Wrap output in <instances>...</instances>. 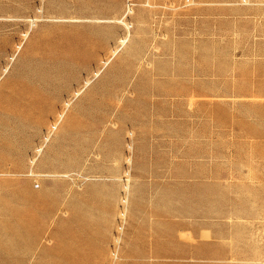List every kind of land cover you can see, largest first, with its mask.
I'll return each instance as SVG.
<instances>
[{"label":"rangeland","instance_id":"obj_1","mask_svg":"<svg viewBox=\"0 0 264 264\" xmlns=\"http://www.w3.org/2000/svg\"><path fill=\"white\" fill-rule=\"evenodd\" d=\"M263 43L264 0H0V264H147L150 233L160 264H264V169L198 135V93ZM162 169L174 215L149 221Z\"/></svg>","mask_w":264,"mask_h":264},{"label":"crops","instance_id":"obj_2","mask_svg":"<svg viewBox=\"0 0 264 264\" xmlns=\"http://www.w3.org/2000/svg\"><path fill=\"white\" fill-rule=\"evenodd\" d=\"M262 46V51L251 53V58L250 55L247 57L245 78L237 77L238 61L233 60L228 64L231 75L226 80L229 85L216 86L213 94L205 93V91L198 93V98L204 95L202 98L217 99L213 116L210 117L207 125L199 122L198 135L204 142L221 143L220 157L223 159V165L228 166L229 169H264V43ZM191 98L189 94L188 99ZM190 105H192L191 102ZM229 169L218 171L210 169V173L221 174L229 172ZM203 170L201 169V172L205 175ZM161 173L166 177L161 176L159 180L156 178L158 181L154 178L148 180L146 187L141 190L142 201L146 205L141 213L149 221H168L174 215V192L168 188V179L171 178L168 173L172 174V171L162 169ZM209 179L211 181L209 198L213 201L214 178H208V181ZM125 188L128 189V185ZM123 201L125 202L126 198H123ZM177 213L181 215V210L179 209ZM150 227L151 225L149 229ZM147 237L150 238L149 244L146 242L147 244L143 245L139 251L132 252L134 255L140 254L139 258L145 263L159 262L160 264L175 254L169 251L167 246L151 244L152 233L147 234ZM193 253L197 254L196 251Z\"/></svg>","mask_w":264,"mask_h":264},{"label":"bare ground","instance_id":"obj_3","mask_svg":"<svg viewBox=\"0 0 264 264\" xmlns=\"http://www.w3.org/2000/svg\"><path fill=\"white\" fill-rule=\"evenodd\" d=\"M145 4L146 5H150L149 2H145ZM131 11H132V9H131L130 3H129V5H128V13L131 12ZM122 22L124 23V25L126 26L127 29H129L131 27V24L130 23H127V22H124V21H122ZM126 41H127V38L126 37H123V38L120 39V44L121 45H124L126 43ZM116 52H117L116 49L113 50V53H116ZM86 83H88V81H86ZM41 150H42V147L41 146L37 148V151H41ZM30 161H31V163H33L34 162V158H31ZM25 196H26V199L28 201V205L30 206V208L27 210V213H28V215H33L34 213H36V212L39 211L38 210V207H36L38 205L37 204L38 201H37L36 198L39 196V193L38 192H34L33 190H27L26 193H25ZM27 222L29 224H31L32 221L31 220H28ZM117 241H118V239H117Z\"/></svg>","mask_w":264,"mask_h":264}]
</instances>
